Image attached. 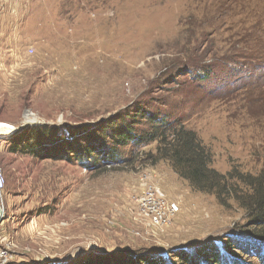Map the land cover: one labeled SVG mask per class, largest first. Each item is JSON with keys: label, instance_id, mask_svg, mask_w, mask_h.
<instances>
[{"label": "rangeland", "instance_id": "obj_1", "mask_svg": "<svg viewBox=\"0 0 264 264\" xmlns=\"http://www.w3.org/2000/svg\"><path fill=\"white\" fill-rule=\"evenodd\" d=\"M2 2L18 5V25L0 32V246L12 245L9 264H87L110 253L175 263L171 253L193 260L209 245L237 264H264L250 214L193 191L167 162L152 165L155 144L123 147L106 166L84 165L67 146L60 160L14 154L8 144L31 126L97 132L125 115L145 130L134 115L149 110L195 131L220 173H264V0ZM194 45L206 58L203 81L185 63ZM25 123L12 134L2 125ZM79 136L73 148L89 141ZM146 172L179 205L162 228L131 203Z\"/></svg>", "mask_w": 264, "mask_h": 264}, {"label": "trees", "instance_id": "obj_2", "mask_svg": "<svg viewBox=\"0 0 264 264\" xmlns=\"http://www.w3.org/2000/svg\"><path fill=\"white\" fill-rule=\"evenodd\" d=\"M194 48L195 45L187 50L191 52L185 56V63L194 67L192 72L197 73L195 79L203 81L208 78V71L207 67L200 64L206 58ZM134 117H138L137 124H141L144 120L149 127L145 130L135 129L133 122L130 121L131 118L126 115L124 118L128 122L121 119L120 124L110 129L98 130L99 134L98 131L91 132L85 127H82L83 132H71L65 135L59 133L60 130H56L54 126H31L8 141L9 150L14 154L39 159L45 158L46 156L43 155L46 153L47 155L52 153L50 155L53 159L65 160L62 152L67 146V154L70 157L76 156L84 165L98 163L106 166L118 161L120 149L123 147L133 145L142 148L155 144L154 153L146 154V157L152 160V165L161 161L167 162L173 172L185 180L193 191L214 196L223 208H230L231 203L237 204L250 214L254 227L257 226L256 229L249 231L250 236L264 245V173L253 176L232 169L222 174L213 168V156L210 150L197 133L188 129L181 120H172L169 113L157 112L156 115H150L149 110L140 109ZM129 121L131 125L128 124ZM80 133H83L90 142L85 141L81 147L73 148V143H81L77 142ZM230 245L225 244L224 248L227 251L233 249V245ZM197 253L193 260L183 253H171V256L168 254L166 257L174 258L176 264H226L228 260H232L224 254L223 249L220 254L217 247L212 245ZM97 259V261H88L87 264H175L171 260L164 261L157 253L132 255L130 258L122 259L115 253H110ZM230 261L228 264H237L234 260Z\"/></svg>", "mask_w": 264, "mask_h": 264}, {"label": "built area", "instance_id": "obj_3", "mask_svg": "<svg viewBox=\"0 0 264 264\" xmlns=\"http://www.w3.org/2000/svg\"><path fill=\"white\" fill-rule=\"evenodd\" d=\"M11 134L16 128L8 126ZM137 191L131 196V203L137 213L151 227L162 228L169 225L179 212V205L164 197L151 172L140 175ZM5 186L4 175L0 168V199ZM12 245L0 246V264H9Z\"/></svg>", "mask_w": 264, "mask_h": 264}, {"label": "crops", "instance_id": "obj_4", "mask_svg": "<svg viewBox=\"0 0 264 264\" xmlns=\"http://www.w3.org/2000/svg\"><path fill=\"white\" fill-rule=\"evenodd\" d=\"M3 0H0V8H5V9H0V32L1 31H6L9 30V27H15V20H14V15L18 14L17 10L18 5L15 6H9L8 4H5L6 2H2Z\"/></svg>", "mask_w": 264, "mask_h": 264}, {"label": "water", "instance_id": "obj_5", "mask_svg": "<svg viewBox=\"0 0 264 264\" xmlns=\"http://www.w3.org/2000/svg\"><path fill=\"white\" fill-rule=\"evenodd\" d=\"M25 126H27L26 123L23 124L22 126L18 127V128L16 129V131L23 129ZM2 219H3V209L0 207V223H1Z\"/></svg>", "mask_w": 264, "mask_h": 264}]
</instances>
